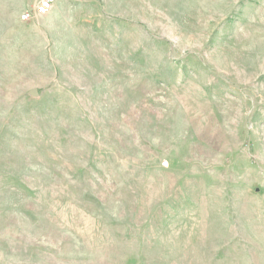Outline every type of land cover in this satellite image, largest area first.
I'll return each mask as SVG.
<instances>
[{
	"label": "rangeland",
	"instance_id": "1",
	"mask_svg": "<svg viewBox=\"0 0 264 264\" xmlns=\"http://www.w3.org/2000/svg\"><path fill=\"white\" fill-rule=\"evenodd\" d=\"M38 2L0 0V264H264V0Z\"/></svg>",
	"mask_w": 264,
	"mask_h": 264
},
{
	"label": "built area",
	"instance_id": "2",
	"mask_svg": "<svg viewBox=\"0 0 264 264\" xmlns=\"http://www.w3.org/2000/svg\"><path fill=\"white\" fill-rule=\"evenodd\" d=\"M55 0H39L33 11H26L21 15V21H29L36 17L47 15L53 8Z\"/></svg>",
	"mask_w": 264,
	"mask_h": 264
},
{
	"label": "water",
	"instance_id": "3",
	"mask_svg": "<svg viewBox=\"0 0 264 264\" xmlns=\"http://www.w3.org/2000/svg\"><path fill=\"white\" fill-rule=\"evenodd\" d=\"M32 95H35L36 94V92L34 91V93H31Z\"/></svg>",
	"mask_w": 264,
	"mask_h": 264
}]
</instances>
